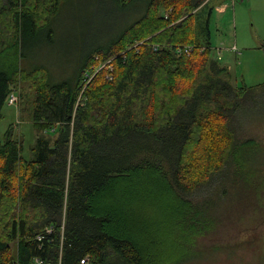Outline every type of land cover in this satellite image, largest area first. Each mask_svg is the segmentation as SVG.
<instances>
[{
    "label": "trees",
    "instance_id": "trees-1",
    "mask_svg": "<svg viewBox=\"0 0 264 264\" xmlns=\"http://www.w3.org/2000/svg\"><path fill=\"white\" fill-rule=\"evenodd\" d=\"M63 1L0 3V119L19 87L43 134L29 160L12 124L0 139V264L186 260L207 234L215 175L250 143L237 131L264 82L233 83L220 66L208 0H115L144 10L54 82L45 67H22L21 47Z\"/></svg>",
    "mask_w": 264,
    "mask_h": 264
},
{
    "label": "rangeland",
    "instance_id": "rangeland-1",
    "mask_svg": "<svg viewBox=\"0 0 264 264\" xmlns=\"http://www.w3.org/2000/svg\"><path fill=\"white\" fill-rule=\"evenodd\" d=\"M6 2L0 0V3ZM214 2L212 0L210 6ZM253 3L232 0L226 13L220 15L213 11L210 17L209 41L214 56L217 59L219 52L220 66L227 67L230 80L239 85L264 82L263 37L259 33L264 30V10H256ZM207 7L204 6L203 11L207 12ZM134 10L143 12V4L136 1ZM134 10L121 7L115 0L63 1L58 12L50 17L49 25L21 47L24 53L22 67L29 70L36 66L45 67L54 82L73 78L86 54L113 40L115 34L132 21L125 24L136 15L132 13ZM195 17L197 21L198 15ZM201 35L205 39L207 29ZM14 89L17 94L19 87ZM263 95L256 98L254 108H246L242 113L247 116L241 118L242 125L237 131L239 141L249 140L252 144L245 143L237 150L235 157L232 156L235 162L232 171L218 172L213 191L208 192L212 202L207 214L211 218L207 223V234L194 237L198 238L193 248L195 253L186 260L179 261L178 256L181 257L182 253L176 251L174 264H264ZM29 106L28 103L22 110L20 100L15 105L7 102L0 119V139L12 124L13 134L22 139V155L28 160L32 157L35 138L43 135L32 125ZM50 135L54 136L53 133ZM165 228L164 232L169 231Z\"/></svg>",
    "mask_w": 264,
    "mask_h": 264
},
{
    "label": "crops",
    "instance_id": "crops-1",
    "mask_svg": "<svg viewBox=\"0 0 264 264\" xmlns=\"http://www.w3.org/2000/svg\"><path fill=\"white\" fill-rule=\"evenodd\" d=\"M232 0H215L214 5L211 6V12H217L218 14L222 15L224 13L227 12L228 8H229V4ZM254 2L252 4V7L255 8L256 10H264V0H249ZM212 2V0H208V4L210 5V3ZM264 19V16H263ZM259 33L262 35L263 40H262V45L261 47L263 48L264 46V30L259 31ZM210 45H211V41H209ZM219 55V52L218 54ZM223 66V65H222Z\"/></svg>",
    "mask_w": 264,
    "mask_h": 264
},
{
    "label": "built area",
    "instance_id": "built-area-1",
    "mask_svg": "<svg viewBox=\"0 0 264 264\" xmlns=\"http://www.w3.org/2000/svg\"><path fill=\"white\" fill-rule=\"evenodd\" d=\"M190 50H191L190 46H184L182 48H178L177 52L181 53L183 51V52L189 53ZM218 58H220V56H218ZM7 102H8V104H11V105L17 104L18 95L16 94L15 91L12 90V92H10V94L8 95V98H7ZM52 230H53L52 228H48L46 230L47 231L46 233H50ZM80 264H88V258L84 257L83 259H81Z\"/></svg>",
    "mask_w": 264,
    "mask_h": 264
}]
</instances>
